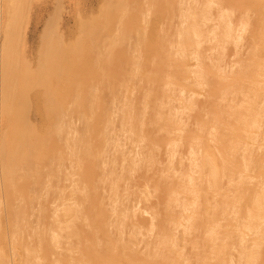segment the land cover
<instances>
[{
    "label": "rangeland",
    "instance_id": "rangeland-1",
    "mask_svg": "<svg viewBox=\"0 0 264 264\" xmlns=\"http://www.w3.org/2000/svg\"><path fill=\"white\" fill-rule=\"evenodd\" d=\"M44 1L43 21L30 36L36 51L50 25L60 29L64 47L80 45L81 27L104 23L116 0ZM212 1L134 0L120 13L110 9L114 24L96 50L98 60L111 59L113 47L127 58L116 64L111 89L103 79L91 89L92 99H102L98 134L86 135L77 119L63 120L58 144L65 157L50 158L48 189L32 201L31 264H91L86 252L101 253L108 244L123 246L122 254L112 252L124 259L133 253L150 263L212 264L222 246L224 264L264 263V214L250 219L264 195V13L249 6L232 13ZM151 2L158 4L157 14ZM130 17L142 37L158 38L150 37L151 47L137 41L136 30L111 47ZM194 21L199 36L185 55L176 54L178 35ZM158 45L159 64L166 65L161 76L154 73L156 54H146ZM242 72L244 80L235 82ZM239 127L243 138L236 142ZM88 145L97 161L86 179L91 159L81 155ZM207 151L222 155L220 190L202 170ZM98 220L104 231L93 229ZM44 241L52 245L50 254Z\"/></svg>",
    "mask_w": 264,
    "mask_h": 264
},
{
    "label": "bare ground",
    "instance_id": "bare-ground-1",
    "mask_svg": "<svg viewBox=\"0 0 264 264\" xmlns=\"http://www.w3.org/2000/svg\"><path fill=\"white\" fill-rule=\"evenodd\" d=\"M218 3L232 13L245 6L255 7L259 15L264 13V0H219ZM132 4L134 0H116L108 8L107 20L104 23L82 26L83 39L80 45L64 47L60 29L54 31L49 24L36 51L31 45L34 42L30 36L38 31L43 21L46 2L0 0V264H31L32 201L35 194L46 193L44 191L48 189L50 158L59 161L65 157L60 155V148L63 145L58 144V139L64 134L62 133V129L65 128L64 118L70 121L77 119L81 122L83 129L87 131L86 135L100 132L103 114L97 111V106L102 103V99H92L91 89L100 79H103L111 89L118 78L116 64L121 65V60L127 58L125 52L119 53L113 46L121 44L128 38L130 34L128 31L134 30L137 31V41L141 40L146 47H151L150 37L153 36L154 40H158L153 34L142 37L141 27L139 29L137 25L135 26L136 20L130 17L127 20V31L117 35L118 38L111 44L114 51L111 59L98 60L96 50L102 43V38L111 33L114 24L112 14L116 11L110 9H120L118 12L120 13L123 5L129 7ZM206 4L210 6L214 3L212 0H207ZM151 5L155 7L157 14L158 4L151 2ZM134 13H131L132 17ZM228 18L224 16L223 20L227 22ZM250 26L258 29L256 24ZM225 29L228 36L233 32L229 23L226 24ZM197 36H199V27L194 21L178 35L180 41L176 54L185 55L187 49L193 46ZM255 37L261 40L263 35L260 32ZM160 48L161 45H158L146 52L147 55L156 54L158 58L155 76H161L166 67L164 64H159ZM178 63L176 61V67ZM178 68H183V65L180 64ZM245 77L242 72L234 78V81L244 80ZM70 94L74 99H68ZM215 124L217 125L218 122L216 121ZM244 124L249 125V122ZM255 124H258L256 120L252 122V126ZM242 130V127L234 130L233 139L236 142L242 141ZM134 134L138 133L134 132ZM96 137L97 135H93L90 138ZM86 143L88 142L82 141V144ZM88 146L81 155V159H91L90 164L83 171V177L86 179L94 175V165L97 161L93 146ZM219 149L222 152V140L219 141ZM208 153L207 151L203 160L202 170L209 171L212 175L213 187L220 190L222 155L217 158ZM255 198L251 200L246 196L245 200L251 202ZM262 198L264 195L261 196V200L258 198L256 213L253 212L250 219H259L263 216L264 199ZM93 225L96 226L94 230L104 231L101 220L94 221ZM253 225L254 223L250 224V229H254ZM61 229L63 228L60 227ZM213 233L219 236L220 227L218 226L216 231L213 230ZM216 236L211 238L213 242L217 240ZM49 238L52 241L56 240L55 237ZM43 243L46 247L45 253L50 254L52 245L46 241ZM118 246L108 244L101 253L88 251L86 255L89 254L90 257L86 261H91V264H171L168 260L150 263L141 258L139 261L137 255L133 253L126 254L124 259L113 253L122 254L124 247ZM223 248L222 246L216 249L212 264L225 263Z\"/></svg>",
    "mask_w": 264,
    "mask_h": 264
}]
</instances>
